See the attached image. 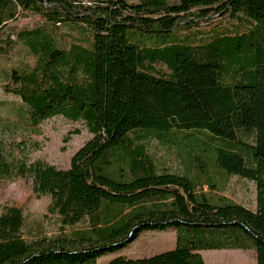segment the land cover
Here are the masks:
<instances>
[{"label":"trees","instance_id":"obj_1","mask_svg":"<svg viewBox=\"0 0 264 264\" xmlns=\"http://www.w3.org/2000/svg\"><path fill=\"white\" fill-rule=\"evenodd\" d=\"M24 12L42 21L13 38L9 24ZM179 35L187 40L167 39ZM17 41L36 61L4 73L23 108L2 130L21 124L36 135L63 116L93 136L68 168L31 159L39 142L0 137V181L32 180L61 225L52 235L27 231L23 209L6 207L0 264H98L147 231L169 229L172 249L107 264H206L202 251L227 249H253L264 264V0H0V55ZM151 132L206 135L219 168L255 182L256 209L215 202L160 167ZM121 154L129 167L115 173Z\"/></svg>","mask_w":264,"mask_h":264},{"label":"rangeland","instance_id":"obj_2","mask_svg":"<svg viewBox=\"0 0 264 264\" xmlns=\"http://www.w3.org/2000/svg\"><path fill=\"white\" fill-rule=\"evenodd\" d=\"M137 2L138 0H130ZM42 18L32 12H24L20 19L10 22L9 32L16 38L18 31L35 28L40 24ZM133 30L129 31L130 32ZM6 35V34H5ZM196 37V36H195ZM147 39V37H144ZM141 39V38H140ZM156 39V37H152ZM168 41L187 40L186 35L178 37L169 36ZM131 41L138 42V38L131 37ZM151 45V42H147ZM155 45V44H154ZM33 53L24 42L15 43L10 56L0 55V122L7 123L16 120L14 113L23 108L20 97L7 93L3 87L4 73L11 67L24 68L28 63H34ZM156 70L166 72L163 65H155ZM40 134H29L21 124L11 123V127L3 131L0 126V137L7 143L22 139H31L39 142L41 148L33 151L31 159H42L59 168H68L74 153L93 134L87 126L81 122H72L63 116H56L40 124ZM79 130V133H73ZM69 140L66 141V137ZM149 152L154 156L160 167L171 168L174 171L187 175L197 186L203 188L213 201L221 199L240 203L253 210L257 207V189L254 181L230 175L216 164V155L209 144L206 135L192 132H172L158 134L151 132ZM200 164L203 168H201ZM129 161L126 155H118L114 160L113 172L128 170ZM51 203L50 196L37 197L33 192V182L30 179L20 178L13 182L0 181V214L11 205L23 209L26 219V230L37 231L42 228L48 235L60 231L59 219L49 212ZM128 212V208L122 209ZM176 243V232L174 229L166 231H147L138 239L125 248L106 254L98 259V264H107L118 255L129 257L151 256L172 249ZM206 264H257L256 252L253 249H227V250H204L202 251Z\"/></svg>","mask_w":264,"mask_h":264}]
</instances>
